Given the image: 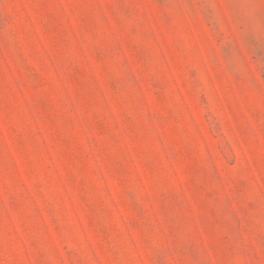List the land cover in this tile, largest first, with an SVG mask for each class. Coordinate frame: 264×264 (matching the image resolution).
Returning <instances> with one entry per match:
<instances>
[{
    "label": "rangeland",
    "instance_id": "rangeland-1",
    "mask_svg": "<svg viewBox=\"0 0 264 264\" xmlns=\"http://www.w3.org/2000/svg\"><path fill=\"white\" fill-rule=\"evenodd\" d=\"M0 264H264V0H0Z\"/></svg>",
    "mask_w": 264,
    "mask_h": 264
}]
</instances>
